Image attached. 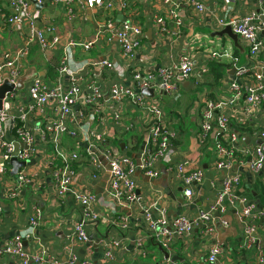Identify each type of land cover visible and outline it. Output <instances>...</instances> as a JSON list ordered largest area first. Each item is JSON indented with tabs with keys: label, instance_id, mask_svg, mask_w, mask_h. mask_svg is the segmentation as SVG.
Returning <instances> with one entry per match:
<instances>
[{
	"label": "crops",
	"instance_id": "1",
	"mask_svg": "<svg viewBox=\"0 0 264 264\" xmlns=\"http://www.w3.org/2000/svg\"><path fill=\"white\" fill-rule=\"evenodd\" d=\"M11 1L0 0V58L3 53H14L20 49L29 34L25 23L21 24V30L4 26L2 18L10 16ZM202 1L206 7L204 13L180 4L181 0H142L139 4H131L124 12L86 9L76 20L70 21L67 19L64 4H53L49 0H29L36 28L52 30L54 35L61 38V45L57 51L44 55L39 45L34 44L25 72L33 63L38 71L46 73V78L43 79L51 86L63 85L67 88L70 84L69 77H60L58 72L63 49L70 43L78 44L72 49V70L79 69L84 61H89L93 69L98 70L100 63L107 58L116 66L115 81L127 88L132 85L131 75L134 68L146 72L155 71L162 66L178 64L184 55L193 60L200 77L199 85L195 86V82L191 80L181 81L182 99L174 103L164 95L162 102L168 127L178 133L173 146V164H184L189 171L200 169L203 172V182L193 186L194 201L187 203L182 182L174 171H169L167 164L161 162L158 178H149L140 170L134 175L137 184V200L134 204L126 201L115 202L109 194L110 174L104 157L100 155L101 169H94L87 154V146H77L79 139L66 133L63 146L69 151L77 149L81 155L79 163L76 164L78 176L74 187L78 191H90L99 199L94 208L100 218L94 223H87L90 240L83 243L75 238V227L81 219L80 206L71 197H58L55 191L52 167L49 166V156L53 148L41 139L45 122L35 115H28L27 126L36 138V153L26 167L24 166L31 181L20 184L12 172L0 174V250L1 245L20 236L25 240L24 248L28 253L39 255L45 252L63 264H69L73 258H76L75 264H171L170 259L173 256L184 258L186 264H212L208 262L207 255L215 240L219 239L222 253L214 264H264L260 262L258 251L259 248L264 251V169L254 172L249 164L241 163L240 159L234 161L231 170L218 169L215 150L218 135L213 133L207 139H202L199 132L202 106L207 101H226L224 99L229 95V82L235 73L232 62L221 58L219 62L228 67L218 84H210L212 76L209 72L203 73V67L209 68L211 54L227 50L239 59L238 67H257V63L255 65L250 59L244 42L239 40L245 50L242 52L235 48L228 37H213L212 34L222 31L225 27H221L219 22L230 17L255 15L264 19V4H261V0ZM174 4L178 5L177 11L183 23L179 32L169 20ZM158 18L167 21L168 33L159 31ZM124 21L138 23L143 29L140 51L130 60L123 56L115 39L112 42L107 41L113 31L121 28ZM97 37L99 42L91 49L86 50L79 46ZM51 38L50 36L49 39ZM261 38L264 39V34ZM262 69L264 74V53L258 60V70ZM249 79H252V75H249ZM30 84L24 92H19V98L13 107L10 105L11 110L29 102ZM101 86L107 97L109 81H102ZM148 97L147 102L154 105V96ZM53 104L54 101H51V107ZM102 104L103 112L96 111L94 107L76 106V119L69 122V128L81 131L83 127L90 125L95 133L103 135L104 145H112L138 162L144 141L139 142L137 135L144 136L146 119L138 109L132 111V105L127 104L123 109L124 118L117 122L108 102L104 100ZM242 104L243 100L238 107L232 109L227 102L219 113L230 116L231 130L239 137L238 149L252 152L261 145L258 131L264 129V102L250 115L241 112ZM51 114L55 115L52 111ZM11 135L15 141L21 143L22 151L24 146L17 140L16 133L13 135L11 131ZM125 135L128 140L122 139ZM136 147L140 150L137 151ZM11 168L13 171L12 166ZM225 176H239L241 183L236 189L237 196L242 197L247 204L255 205L263 213L257 222V245L250 250L243 248L244 226L240 220L243 205L236 203L226 214L217 218L215 238L207 236L203 227L195 228L192 236L175 239L170 250L163 248L170 254V259H166L159 242L148 229L145 214L150 213L156 220L165 215L169 222L184 214L193 217L199 209H208L215 202ZM14 192L17 196L12 198L10 194ZM35 210L41 212V220L32 228L30 219ZM122 219L128 222L126 230L120 228ZM223 221L227 222V226L222 224ZM151 239L156 243L151 242ZM114 240L120 241L121 246L114 248L113 257L106 260L103 257L106 244ZM0 264H20V261L0 252Z\"/></svg>",
	"mask_w": 264,
	"mask_h": 264
},
{
	"label": "built area",
	"instance_id": "2",
	"mask_svg": "<svg viewBox=\"0 0 264 264\" xmlns=\"http://www.w3.org/2000/svg\"><path fill=\"white\" fill-rule=\"evenodd\" d=\"M41 1L38 0V2ZM49 1L53 4H64L67 19L70 21L76 20L80 13L86 9L124 12L131 4L142 2V0ZM180 4H185L199 13L206 11L202 0H181ZM261 4H264V0H261ZM9 9L10 16L2 18L4 26L21 30V24L25 23L29 34L20 49L14 53L6 52L1 55L0 85L6 80L12 84L17 83L25 72L26 62L34 44L39 45L44 55L57 51L61 45V38L54 35L52 30L36 28L29 0H12ZM177 9L178 5L174 4L169 20L173 23L175 30L179 32L183 23ZM219 24L221 27L230 26L232 28L233 32L239 36V40L246 44L250 59L255 65L257 63V67H238L239 59L227 50L211 54L210 60L229 59L235 67V73L229 82V95L224 99L226 101H207L202 106L199 123L200 136L202 139H207L213 133L218 135V141L215 143L216 167L218 169L231 170L234 161L240 159L241 163L249 164L252 171L259 172L264 169V129L258 131L260 146L254 148L252 152L246 149L239 150L237 147L239 137L231 130L230 116L226 113H219V110L225 107L227 102L232 109L238 107L239 102L243 100L240 110L246 115H250L264 102V74L263 69L258 70L259 57L264 53V39L261 38L264 34V19L255 15H247L242 18L230 17L227 20H221ZM157 26L161 33L169 32L168 23L164 18L157 19ZM142 35L143 29L140 24L124 21L121 28L113 31L107 41L112 42L115 39L123 56L130 60L140 51ZM50 36L51 39H49ZM98 42L97 37L95 40L81 43L79 46L88 50ZM76 46L78 44L70 43L64 47L58 68L60 77H69L70 84L67 88L63 85L51 86L43 78H38L29 85V102L25 105L21 104L16 110H11L10 105L13 107L19 98V92L11 93L6 97L4 109L0 112V174L6 175L12 172L9 162L14 154L13 145L6 140L5 124L12 120V128L15 127L17 140L21 141L24 146L17 159L27 165L36 153V138L27 126V118L28 115H35L42 119L45 125L41 132V139L46 145L53 148L49 156V166L52 167L56 194L60 198L71 197L80 206L81 219L75 227V238L87 243L90 240L87 223H94L100 218V214L94 208L99 203V199L90 191L75 189L74 185L78 176V168L75 165L79 163L81 155L77 149L66 150L63 146L64 135L68 133L71 137L79 139V142H76L77 146H87V154L94 169H101L100 155L104 157L110 174L109 194L115 202L126 201L134 204L137 200V184L134 180L136 172L140 170L149 178H158L160 176L159 163L164 162L170 168L169 171H174L182 182L185 201L193 203L195 195L193 186L203 182V172L200 169L189 171L184 164H173V146L178 133L168 127L162 98L166 95L172 102H179L183 97L181 81L191 80L195 82V86H198L200 77L193 60L184 55L178 64L162 66L155 71L146 72L134 68L131 75L132 85L127 88L115 81L117 78L116 66L107 58L100 63L98 70L93 69V65L89 61H84L79 69L72 70L70 61L72 49ZM203 73H208L207 66L203 67ZM249 75H252V79H249ZM105 77L106 79H104ZM102 81H109L110 89L107 97L102 90ZM145 89L154 91V105L147 102L149 97L143 94ZM85 93L89 94L85 95ZM104 100L108 102L117 122L124 118L123 109L127 104L132 105V111L138 109L146 119L144 148L140 152L138 162L121 153L112 145H104L103 135L95 133L90 125L83 127L81 131L69 128V122H74L76 119V106L94 107L96 111L103 112L102 102ZM51 101H54L52 107ZM11 111L14 113L13 116L10 115ZM51 111L55 115H52ZM25 167L20 168L16 174L20 184H27L31 181ZM240 183L239 176H225L222 181V189L215 202L208 209H199L193 217L184 214L169 222L165 215H161L156 220L150 213H146L145 221L149 231L159 242V245L167 251L170 250L175 239L192 236L194 229L198 227H203L207 236L215 238L217 236L216 213H220L222 216L228 212L230 207L241 203L243 210L240 220L244 226L243 248L252 249L257 245V222L262 218L263 213L257 210L255 205L247 204L242 197L237 196L236 189ZM10 196L14 198L17 193H11ZM40 217L41 212L35 210L30 219L32 228L39 224ZM222 224L227 226L226 221H223ZM120 228L122 230L128 228L127 220L120 221ZM24 241L20 236H17L8 241L0 252L18 258L20 264H63L59 259L49 256L45 252L39 255L28 253L24 248ZM119 246H121V242L117 240L106 244L104 259H111L114 248ZM258 251L260 262L264 263V251L262 248H259ZM221 253L222 244L219 239H216L207 255L208 262L216 263ZM75 263L76 258H73L69 264Z\"/></svg>",
	"mask_w": 264,
	"mask_h": 264
},
{
	"label": "water",
	"instance_id": "3",
	"mask_svg": "<svg viewBox=\"0 0 264 264\" xmlns=\"http://www.w3.org/2000/svg\"><path fill=\"white\" fill-rule=\"evenodd\" d=\"M213 37L215 36H220V37H228L229 39L232 40L234 43L235 48H237L240 51H245L243 47L240 44L239 41V36L235 34L230 26H226L222 31L215 32L212 34ZM235 72V69H233V73ZM38 78H46V73L41 72L37 70V67L32 63L31 68H29L24 74L20 77V79L17 81L16 84L10 83L8 80H6L2 85H0V112L3 111L4 109V101L6 97L14 92H24L26 90V87L28 84L32 83ZM143 94L146 96L153 97L154 96V91L151 89H145L143 90ZM10 115L13 116L14 113L10 112ZM11 128H12V120H9L5 124V130H6V140L10 142L14 147H15V152L13 154V158L9 162L10 166L13 167L12 175H16L21 167H24L26 163L20 162L17 157L20 154V148H21V143L17 142L14 140L13 136L11 135ZM124 147V146H122ZM183 202V200H181ZM216 217L220 218L221 215L220 213H216ZM26 244V243H25ZM5 246L1 245L3 248ZM161 247V246H160ZM163 253L165 254L166 259H170V254L166 252L162 247H161ZM171 264H175L176 262H180L183 264L185 263V259L180 257V256H173L170 259Z\"/></svg>",
	"mask_w": 264,
	"mask_h": 264
},
{
	"label": "trees",
	"instance_id": "4",
	"mask_svg": "<svg viewBox=\"0 0 264 264\" xmlns=\"http://www.w3.org/2000/svg\"><path fill=\"white\" fill-rule=\"evenodd\" d=\"M42 55H43V54H42ZM237 55H238V54H237ZM219 61H221V60H220V59H217V60H212V61L210 62V65H209V68H208V72H209V73L211 74V76H212V78H211L212 81H211L210 84H212V83L218 84L219 81H220V79H222L223 74H225V73H224L225 69H227V67H228V66L222 64V63L219 62ZM49 74H50V73H49ZM208 85H209V84H208ZM15 126H16V124H15ZM11 131H12V134L15 135V127H13V128L11 129ZM137 136L139 137V142L144 141V136H143V135L141 136L140 134H138ZM136 149H137V151L140 150V149H138L137 147H136ZM136 149H134V150H136ZM137 151H136V152H137ZM75 166H76V165H75ZM76 167H77V166H76ZM151 242L156 243L154 239H151Z\"/></svg>",
	"mask_w": 264,
	"mask_h": 264
},
{
	"label": "rangeland",
	"instance_id": "5",
	"mask_svg": "<svg viewBox=\"0 0 264 264\" xmlns=\"http://www.w3.org/2000/svg\"><path fill=\"white\" fill-rule=\"evenodd\" d=\"M167 97L170 98L169 96H167ZM165 106H166V103H165ZM166 109H167V107H166ZM167 110H168V109H167ZM122 139L128 140V136L125 135V136L122 137Z\"/></svg>",
	"mask_w": 264,
	"mask_h": 264
}]
</instances>
